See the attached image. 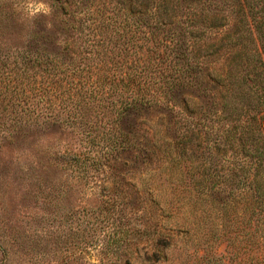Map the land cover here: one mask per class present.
Here are the masks:
<instances>
[{
    "label": "trees",
    "instance_id": "16d2710c",
    "mask_svg": "<svg viewBox=\"0 0 264 264\" xmlns=\"http://www.w3.org/2000/svg\"><path fill=\"white\" fill-rule=\"evenodd\" d=\"M26 1L0 0L3 97L12 102L11 117H2L12 129L81 124L91 133L88 111L97 118L109 103L127 122L119 140L107 141L109 154H141V111L158 107L175 125L177 93L199 91L210 104L194 126L209 141L212 122H225L214 147L233 152L225 168L217 159L199 167L228 192L221 204L233 209V240L240 230L247 264H264V0H50V14L19 25L12 15ZM97 97L103 103L92 106ZM53 154L56 166L80 161L70 149Z\"/></svg>",
    "mask_w": 264,
    "mask_h": 264
},
{
    "label": "rangeland",
    "instance_id": "374dc122",
    "mask_svg": "<svg viewBox=\"0 0 264 264\" xmlns=\"http://www.w3.org/2000/svg\"><path fill=\"white\" fill-rule=\"evenodd\" d=\"M25 3L12 15L19 14V25L51 13L50 0ZM2 76L0 70V264L5 254L10 264H247L240 230L233 240V209L221 204L228 192L203 170L215 159L225 168L233 152L214 147L225 122H212L209 141L194 126L210 104L199 91L177 93L175 125L158 107L141 111L135 136L145 151L114 155L107 141L127 131L117 106L98 97L90 103L104 104L97 118L88 111L91 133L76 124L21 135L2 117H11L12 104ZM217 89L213 101L220 104ZM65 149L80 153V161L56 166L53 153Z\"/></svg>",
    "mask_w": 264,
    "mask_h": 264
}]
</instances>
